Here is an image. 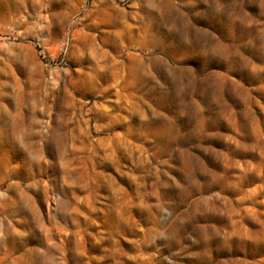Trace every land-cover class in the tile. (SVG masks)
<instances>
[{"label":"clouds","instance_id":"9594fccd","mask_svg":"<svg viewBox=\"0 0 264 264\" xmlns=\"http://www.w3.org/2000/svg\"><path fill=\"white\" fill-rule=\"evenodd\" d=\"M257 96L264 0H0V264H264Z\"/></svg>","mask_w":264,"mask_h":264},{"label":"rangeland","instance_id":"374dc122","mask_svg":"<svg viewBox=\"0 0 264 264\" xmlns=\"http://www.w3.org/2000/svg\"><path fill=\"white\" fill-rule=\"evenodd\" d=\"M89 5H91V0H89ZM95 32H90L88 29L85 30V33L81 36V43H84L91 48L92 46V38L95 37ZM215 88H223V85H215ZM257 100H259V103H251L242 105V108L244 110H250L252 113L255 114V121L251 126V132L253 138H257L260 136H264V99H261L259 96H257ZM237 123H239V116H237ZM227 124V122H226ZM84 127L83 124L80 125V129L82 130ZM93 136H96V133H92ZM93 149L99 148L100 151H110V149H105L99 145H92ZM74 149H79V145L76 144L73 146ZM139 156V153L135 150H124L118 151L115 153L114 162L109 163L107 165L108 172H105V175H111L112 178L115 180V186L113 189L114 196H121L122 193L120 192V189H123L125 192L128 191L127 184L131 181L129 180V176H121L120 171L117 169L123 170L124 165H132V162L137 159ZM69 161V168L71 169L73 166L71 156L68 157ZM101 169H98V171ZM140 180V177H137V181ZM121 181H125V183H121ZM118 186V187H116ZM135 187V185H133ZM264 194L257 195L256 197H253L252 199H249L247 201H244L242 204V207L237 209L239 212V215L235 218L239 223V225L252 226V225H258V221L264 222V217L261 216V213L264 212V205L254 204L253 200L260 199L261 196ZM226 258V256L224 257ZM228 259L236 260V257H230Z\"/></svg>","mask_w":264,"mask_h":264}]
</instances>
